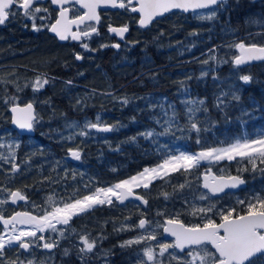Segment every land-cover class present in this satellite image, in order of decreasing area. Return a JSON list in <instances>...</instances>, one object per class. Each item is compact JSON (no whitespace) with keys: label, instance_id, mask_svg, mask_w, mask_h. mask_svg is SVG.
<instances>
[{"label":"trees","instance_id":"trees-1","mask_svg":"<svg viewBox=\"0 0 264 264\" xmlns=\"http://www.w3.org/2000/svg\"><path fill=\"white\" fill-rule=\"evenodd\" d=\"M259 13L264 19V3L259 0H255L253 5L248 0H230L211 19L163 21L149 34L134 39L132 42L136 46L127 55H108L106 58V54L99 52L91 64L76 65V79L74 72L62 65L66 61L62 58L64 52H56L58 50L49 39H30L33 31L26 24L0 26V78L9 72L29 78L36 73L43 74L48 83L45 90L40 92L39 100L45 112L41 117L47 125L37 127L35 137L38 144L41 145L46 139L38 138L40 133H52L54 139L49 141V146L55 158L65 156L67 149L76 144V149L82 153V163H86L95 172L94 175L107 174L110 179H115L132 174L142 166L156 164L161 156L168 154L165 143L169 137L173 139L174 134H167L160 154L155 152L152 143L143 139L134 142L132 138L140 136L142 130L162 133L156 121L163 116L164 110L172 108L170 111L180 116L188 100L203 101L198 121L201 130L197 133L191 128L190 135L181 141L190 137L187 144L182 145L188 152L195 150L198 139L201 144L222 146L264 128V62L236 65L232 57L221 63L216 61L227 49L232 50L231 46L236 43L264 46V39H260L264 36L253 34L264 32V24L260 27L251 25L252 18L259 19ZM112 22L116 23L117 20ZM120 58H124L125 65L116 67L122 61ZM243 76H249L247 83L243 81ZM14 88H4L0 83V97L8 96L7 92L14 91ZM27 94L28 90L25 89V98H28ZM37 107L39 109V105ZM3 112L7 118V109ZM83 119L111 125L112 135L106 137L110 139V148L97 144L94 148L83 149L88 142L70 143L60 139L61 136H69V128L66 127L69 122ZM262 167L252 174L255 176L252 179L255 185L259 181L264 187ZM86 173L89 175L90 170H86ZM51 175L46 172L35 178L47 179ZM245 180L248 185L241 190L242 193L248 188L257 190L258 185L249 181V175ZM81 184V180L76 179V188ZM66 185H73V181H67ZM175 185L176 182L166 183L164 189L168 191ZM34 196L30 195L31 199ZM162 204V199L152 194L147 211L170 212V207ZM109 213L104 208L96 209L92 214L100 217ZM118 217L121 219L122 213L112 211L110 221L115 224L120 221ZM105 225L103 242L96 251L110 250L112 261L116 264L124 255L121 242L124 234L114 237L116 233L107 219ZM17 250L14 258L19 256ZM78 254L72 249H60L47 256L52 258L53 264H92L89 259L94 252L83 255L85 263L80 257L77 258ZM11 259L12 255L7 250L0 258V264H12Z\"/></svg>","mask_w":264,"mask_h":264},{"label":"rangeland","instance_id":"rangeland-1","mask_svg":"<svg viewBox=\"0 0 264 264\" xmlns=\"http://www.w3.org/2000/svg\"><path fill=\"white\" fill-rule=\"evenodd\" d=\"M221 5L222 9H224L226 3ZM35 7H40L42 9L40 12H37L42 13V17L38 20L40 23L39 26H37V24L33 22V26L35 25L36 28L35 31L39 32L40 30H42L45 23H47V19L49 18V10L42 4L35 5ZM43 9H47V11H44ZM219 10L220 8L215 9L216 16L218 15L217 13L219 12ZM211 11L212 9L208 10L206 13L202 12L199 15L197 14L189 21H191L192 19H209L202 17L210 14ZM76 12H78L77 6ZM215 15L212 16V18L215 17ZM31 18L35 20L34 12L32 16L26 17V19ZM113 18H119V16L113 15L110 18L107 17L102 19L100 24L102 28L100 27V29H103L102 31H104V28H108L107 19ZM175 19L177 18H172L173 21ZM20 24L21 23L18 22V20L13 19V23L10 25V27ZM252 24L254 26L256 25L255 27H260L262 24H264V19H262L260 13L259 19L252 18L251 25ZM152 30H154V28H152L151 31ZM263 33L264 32L258 31L254 34H257L255 36H264ZM99 40L101 39L99 38ZM236 44L231 46L232 50L230 48L227 49L225 53L227 51L228 52L226 54H222L223 56L216 61L221 63L227 60L229 57H232L233 59H235V57H238V48L235 47ZM125 45L128 47V50H121L120 53L115 56L120 57L122 55L121 57H123L124 55H127L131 50H133L136 46V44L132 42H130L129 45ZM251 45L260 46L259 44L255 43H252ZM80 50L84 52L88 51V49L86 50L82 46ZM95 51L97 53L105 52L103 51L102 47L100 48V46H97ZM103 54L105 55V53ZM120 60L122 61L117 64L116 67L125 65L124 58H120ZM97 67L99 68V66ZM25 69L29 70L27 68ZM38 77L41 79V81H43L45 78V76L40 73H36L33 78H29L17 74V72L5 73V75L0 78L2 87H16L14 88V91L7 92L8 96L6 95L5 97H0V145H3L2 147H0V200L7 201L6 203L0 205V211L4 210L9 202V197L6 195L5 190H8V194L13 191H20L22 194L26 195L29 198V204L32 207L33 211H38L41 216L45 215L46 212H51L56 206L62 207L65 203H73L76 200H82L85 196H96L98 199H103L105 201L104 203H101L100 206L97 205L98 203H96L91 207H88L85 211L78 212V214L73 215L67 225L56 224L57 231H52L50 228H48V231L45 230L46 233L44 234V237L46 239V242L54 243L55 245H58L59 248L60 246H62V248L65 250L72 249L76 251V253H79L77 255V258L80 257L81 259L82 257H84L83 255L94 252V256L90 257L91 260L89 259L92 264H110L109 262H113V256H110V253H112L110 250H108L107 252L96 251V249L103 242L102 240L105 236L103 231L105 229V222L107 219V223L111 224V226L113 227L112 230L116 233L114 237L118 238L120 237V235L124 234V239L121 240V242H123L122 249H124V255L120 260V262L122 260L123 262L119 264H178V261L176 259H173L170 254H175L176 256H184L188 251L184 252L183 254H179L175 250V248H169L163 256L159 255L160 244L173 243L172 240H165L162 237V225L164 224L166 218L177 217V215L179 214L178 218L181 220V222L183 221L182 218L185 219V223L183 222L185 225H195L198 223H202L201 216L203 214L197 213L193 215V207L195 206L197 208H207L210 205H215L213 212L208 213V215L211 216L216 222H220L219 213L221 210L227 211L228 209H236L239 214H243L247 212L248 203L255 204L258 198L264 199V187L258 181L259 179H257L258 182H256V185H258L257 190L248 188L245 193H242V191H239L237 193H228L220 198L210 197L204 190H202L200 185V177L201 175L205 174L206 170L208 169H211V173L221 176H239L245 178L246 175H249V181H251L253 185H255V180L252 179V177L255 178V176H253L252 174L259 170L261 166H264V162L261 161V158L257 153H253L255 160H252L247 156L241 157L239 155H236L231 160L227 158L219 161L203 160L200 162L199 168L192 169L189 172H185L183 168L179 170H173L174 165L169 164L165 170L159 171L158 174H147L150 179V183L147 188L143 187L142 182L140 183L139 187H132L133 192L138 191V193L145 197L146 200H149V198L152 197V194L154 197L162 199V205L165 207L169 206L170 212H162V210L155 211L154 209H151V211H147L148 208L142 210V207L140 205H135L133 203L123 207H119L116 203V196L106 197L103 192H98V189L112 188L122 181L130 180L134 176H139L144 172L145 168H157L166 159H170L173 156H178L180 155V153L196 155L201 151H205L210 148L227 147L230 144L235 143L237 140L243 141L244 139H247L249 141H252L256 139H264V128L257 130L252 134H248L245 137L236 138L230 143L222 146H208L207 144H201V142H199L196 143L195 150L188 152L182 147L187 144V141H189L190 137L188 138V140H184V142L181 141H183V139H185L187 135H190L191 122H196L197 127L198 125H201L198 124V121L200 120V110L191 113L189 112V109H200L201 104H184L183 114L180 116H178L174 111H170L172 110V108L170 110L166 109L163 112V116L156 121L159 128L162 129V133H160L158 130H155L151 131L153 135L147 136L146 133L150 131L143 132L142 130L140 136H133L132 140L134 142H137V140L139 141L143 139L147 143H152L154 145L155 152H157V154H160L159 151L163 149L165 139L168 136L174 134L175 137H173V139L169 137V139L166 140L167 142L165 143L166 153L168 154L161 156V159L156 164L149 165L147 167L142 166L140 169L135 170L134 173L112 179L111 182L95 181L94 179H110V176H107V174L102 176L100 173L98 174V176L94 175L95 172L89 166H87L86 163H84L85 166L82 163V153H80L81 157L79 158V162L76 165L68 164V161L66 162L64 160V156L61 158H55V155L51 152V147L49 146V141L54 139L52 133H40L41 135L38 138H46L44 142L41 140L42 146H40V144H38L35 139L30 141L29 143L24 140V144L21 147L19 144V140H10L9 136H12L13 134L10 130L5 129L4 123L6 122L7 118H5L3 111L6 107L12 104H24L28 102L34 104L37 108V118L34 122L35 131L37 130V127H42L43 124H45V126L47 125V122L41 117V114L45 112L43 105L41 106L40 104L42 103V101L39 100V94L42 89L43 91L45 90L46 86L44 85L38 91H34L32 86ZM25 89L28 90V98H25ZM221 95H226L227 97H229L226 93H221ZM37 105H39V109ZM90 124L97 123L92 122V120L88 121V119L69 122L66 126L67 128H69V136H61L60 139L67 140L70 143H73V141H82L86 143L90 142L102 145L108 144L104 139H100L99 137L95 136V133H93L92 130L93 128L88 127V125ZM253 147L257 146L253 145ZM71 149L72 148H68L67 153ZM19 150L22 154L21 159H18V157L20 156V154H18ZM13 165L16 166V171H13ZM88 169L90 170L89 175L86 173V170L88 171ZM46 172L52 174L50 178H35V176H42L46 174ZM8 179H10L9 182ZM76 179H80L82 182V184L77 188ZM67 181H73V185H66ZM170 182H176V185L166 191V189H164V185ZM153 183H155V185L151 186ZM181 185H183V187H181ZM116 191L118 192V189H116ZM32 194H35L33 199H31L30 197V195ZM201 194H206L209 198L206 200H201ZM49 197H51V200H49ZM109 200L111 201V203L108 202ZM241 201H244L245 203H240ZM97 208H101L98 210H102L105 208L109 210L110 213L109 215H100V217L95 216V214L92 213ZM112 211L118 214L122 213V218L120 219L118 217L120 221H117V223L115 224L110 221ZM143 218L146 219V224L143 229H140L139 222ZM53 223H55V221H53ZM30 228L31 225L23 226L21 228H17V232H19L20 230L27 231ZM44 232H37V237L42 236ZM10 234L11 229L7 230V233L5 232V230L0 231V235L5 236V240H7L8 235ZM76 234H79V237L77 239L75 236ZM151 234H155L156 239H148V236ZM82 238H86L88 242H94L95 246L91 252L85 251L82 253L80 251V249L84 247ZM28 239L31 241V247H33V249L25 251L26 253L20 251L19 249V256L16 258L13 257L14 252L12 250L13 248H16V245L18 244L13 243L12 245L6 246L5 251L8 250L12 255V264H14L15 261L16 264H29V261H31L32 264H37L39 261H42L41 264H53L52 258L41 251V247L37 243L39 242V240L35 238ZM129 241L138 242L127 243ZM148 248H151L153 251V261H148L147 257L144 255L145 250ZM207 248L214 253L209 245L207 246ZM82 260L85 263V259ZM253 260L255 261V264H264V256L256 257Z\"/></svg>","mask_w":264,"mask_h":264},{"label":"snow or ice","instance_id":"snow-or-ice-1","mask_svg":"<svg viewBox=\"0 0 264 264\" xmlns=\"http://www.w3.org/2000/svg\"><path fill=\"white\" fill-rule=\"evenodd\" d=\"M39 0H0V24H3L9 17L15 13H10V8L14 5L23 10L25 16H32L33 12H40V7L33 8L34 3H38ZM73 0H51V3L60 7L59 18L54 24H52L49 30L60 39L66 40L69 37L72 40H81L82 37H90L93 33H97V28L86 22L96 21L99 22V15L97 14V8L104 7H119L126 8L131 12H138L140 14L139 24L141 27H146L156 16H161L165 12L172 9H181L185 12L190 9H209L212 11L205 17L212 18L215 15V8L212 6L218 3H225L226 0H74L76 4H79L80 8L86 11L83 14H78L74 18H70L69 12L72 10L64 5L71 4ZM47 11V9H43ZM199 15V14H198ZM73 25L76 26V31H72ZM81 25H84L81 28ZM35 27V25H34ZM128 31L127 26L122 28H113L109 26V32H115L121 37ZM98 34V33H97ZM86 50L88 44L83 43L81 45ZM118 48V44L112 45ZM240 50L241 55L235 57L234 63L240 65L246 62V60H264V47H246L244 43H238L235 45ZM76 59H81L80 55L76 56ZM244 82L249 81V76L242 77ZM48 83L47 79L41 81L38 77L35 83L32 85L34 91H38L45 84ZM238 99V97H236ZM7 102V101H6ZM188 104L200 103L203 101H187ZM32 104L29 103L25 108H19L13 106L11 112L13 113V124L20 129L31 130L33 127V121L35 117L32 113ZM200 109L190 108L189 112L194 113ZM206 111V109H204ZM90 128H96L98 131H110V128H101L97 124L88 125ZM191 128L199 132L196 122H191ZM83 134V133H82ZM147 136L153 135V133H146ZM199 139L197 143H199ZM256 145L257 147H253ZM3 145H0L2 147ZM253 153H257L264 162V139H256L249 141L244 139L243 141L237 140L235 143L230 144L227 147L210 148L205 151H201L196 155L180 153L178 156H173L170 159H166L157 168L148 169L145 168L144 172L139 176H134L130 180L122 181L116 184L112 188L98 189V192H103L106 197L116 196L117 199L123 202L125 198L121 193H118L116 189H127V195H132V187H139L140 183H143V187L147 188L150 183V179L147 174H158L159 171L165 170L169 164L174 165L173 170H179L183 168L185 172H189L192 169L199 168L200 162L203 160L219 161L222 159H233L236 155L241 157H250L255 160ZM71 155L79 159L80 154L77 151H73ZM16 166L13 165V171H16ZM203 187L212 194L223 191L225 187H236L239 184L244 183L242 179L236 176H229L227 180L223 177L217 178L212 175L211 169L206 170L203 177ZM183 187V185H181ZM11 203L15 204L19 200H26V197L20 191H13L10 193ZM136 199H142L140 196H136ZM209 197L206 194H201L200 199L206 200ZM51 200V197H49ZM5 200H0V205L6 203ZM103 199H98L96 196H85L82 200H76L73 203H65L62 207L56 206L51 212H46L45 215L37 217L36 215L29 214L28 212H17L10 218H4L0 214V223L4 225L5 232L9 226H11V234L8 235L5 240L4 235H0V258L3 257L6 246L13 243L18 244L20 249L29 251L31 241L28 238H35L38 240H45L44 236L37 237V232H44L46 228H50L52 231H57L56 224L67 225L73 215L78 212L85 211L88 207H91L96 203H104ZM111 203V201H108ZM147 203V201H142ZM240 203H245L241 201ZM215 205L209 207H193L192 214H203L201 216L202 223L195 225H185L177 217L166 218L162 225L164 233L174 237L173 243H162L159 245V255L163 256L169 248L178 249L181 253H184L185 249L188 252L184 256H176L170 254L173 259L178 261V264H255L253 257L264 256V199H257L255 204L248 203L247 212L245 214H239L236 209H228L227 211L221 210L219 213L220 222H216L208 213H212ZM55 221V223H53ZM146 221L140 220L139 226L144 228ZM31 225V228L27 231L20 230L17 232L16 225ZM148 239H156L155 234L148 236ZM138 241H129L127 243H135ZM84 247L80 249L83 253L85 251L91 252L95 246L94 242H88L86 238H82ZM207 245H211V248L215 249V252H211ZM56 245L54 243L45 242L43 247L51 250ZM67 254V253H66ZM144 255L148 261L154 260V254L151 248L145 250ZM29 264H32L29 261Z\"/></svg>","mask_w":264,"mask_h":264},{"label":"flooded vegetation","instance_id":"flooded-vegetation-1","mask_svg":"<svg viewBox=\"0 0 264 264\" xmlns=\"http://www.w3.org/2000/svg\"><path fill=\"white\" fill-rule=\"evenodd\" d=\"M248 1L250 3H252V5L255 2V0H248ZM260 1L264 3V0H260ZM125 3H126V0H125ZM41 4L45 8H47L49 10V18L47 19V23H45V25L43 24L44 27L39 32L35 31L36 28L33 26V24L36 23L37 26H39L40 23H39L38 20H39V18L42 17V13L34 12L35 20H33L32 18L31 19H26L27 16H25L18 7H15V8H13L10 11V13H15V14L11 15V20L9 21V23L7 25L10 26L13 23V19H15V20H18V22L22 23L23 25L26 24L27 28H29V29H31L33 31V32L30 33V39L39 40V41L40 40H44V39H49L54 44L56 50H58L56 52H59V53L64 52V57H62V58L66 59V61L64 60L62 62V65L64 66L65 69L72 70L74 72V78L75 79H76V65H85V66H87V65L91 64L94 61L95 56L98 54L95 51L97 46L98 47L100 46V48L101 47L103 48V51H105L103 53L106 54V58H107L108 55L115 56L118 53H120L121 50H124V49L128 50V47L125 44L129 45V43L132 42L134 39H138V38H141L142 36L146 35L152 28L155 29V27L158 26L163 21L172 20V18L176 17L177 19L181 20V22H182V21H185L186 18L191 19L192 17H194L197 14H201L202 12L206 13L208 11V10H200V11H196V12H190V13H187V14H183L181 12H174V13H172V14H170V15L162 18V19H159L156 22L148 25L146 29H142L139 26L138 22H139L140 17L138 16V14L136 12L135 13L131 12L130 10H127L126 8H124L122 10H119V11H109V12H107L105 14V15H107L106 17L110 18L113 15L114 16L117 15V16H119V18H118L119 21L117 22L116 25L117 26H122V27L127 26L128 31L126 32L127 34H126V37L124 38V40L118 42L108 32V28H104V31H102L103 29L101 30L100 29L101 26L99 25V27L97 28L98 29L97 30L98 34L95 33V34H92L90 37L82 38L79 43H76V42L72 41L70 37L68 38V40L66 42L62 43L55 36L51 35L48 32V27L56 19L57 10L52 8V6H51L49 1L35 3L33 5V8L35 7V5H41ZM69 8L72 9L70 11V18H74L78 14H83V11L80 10L79 8H78V12H76V5H71ZM217 8L221 9L222 5H219V6L215 7V9H217ZM109 26H111V24H109L108 27ZM83 27L84 26H82L81 28H83ZM73 31H76V29L73 30ZM103 33H107V34H103ZM95 38H97V39H95ZM99 38L101 40H99ZM116 42H118V45H119L118 48L112 46ZM83 43H87L88 44V51L87 52H84V51L80 50L81 45ZM132 43H135V42H132ZM77 55H80L81 59L77 60L76 59ZM9 108H10L9 106L5 108V109H7L8 114H7V119H6V122L4 123V126H5V129L10 130L12 132V134H13L12 136H9L10 140H16V139L19 140L20 147L24 144V140H26L28 143L30 141H32L33 139L36 140V137H34V138L33 137L24 138V137L20 136L17 132H15V131H13L11 129L10 123H9V120H10ZM95 136L99 137L100 139H104L105 141H107L108 144L105 145L106 147H109V148L111 147L110 139L106 138V136L101 135V134H95ZM95 145H97V144L88 142V144L85 145L83 147V149L94 148ZM99 145L101 146L102 144H99ZM40 146H42V145H40ZM74 150L75 151L76 150L79 151V154L81 152L80 149H76V144L74 145ZM18 154H20V156H21V157L19 156L18 159H21L22 158V154L20 153V150H19ZM9 180L10 179H8V182H9ZM94 180L95 181H100V182H102V181L103 182H107V181L111 182L112 179H94ZM7 191L8 190H5L6 195L9 197V202H8L6 208L4 210L0 211V214H2L4 218L10 217L12 214L17 212L18 210L19 211H25V212H31V213H35V214L39 215L38 211L37 212L33 211L32 207L29 204V202H30L29 198L26 195L23 194L26 197V200H19V201H17V203L13 204V203H11V200H10V196H9L10 194H8ZM97 205L100 206L101 203H98ZM99 209H101V208H99ZM0 231H2L1 228H0ZM45 233H46V231L43 233L42 236H44ZM75 236H76V239H77L79 237V234H76ZM45 241H46V239H45ZM60 249H61V246L59 248V246L56 245L55 249L52 252H57ZM121 262H123V260ZM121 262H118L116 264H119ZM109 263L113 264V262H109Z\"/></svg>","mask_w":264,"mask_h":264},{"label":"water","instance_id":"water-1","mask_svg":"<svg viewBox=\"0 0 264 264\" xmlns=\"http://www.w3.org/2000/svg\"><path fill=\"white\" fill-rule=\"evenodd\" d=\"M40 1V0H39ZM42 1H50V3H51V0H42ZM226 1H228V0H226ZM75 2H74V0H73V2L71 3V4H74ZM133 3H135V0H133ZM71 4H68V5H71ZM218 4H220V3H218ZM217 4V5H218ZM51 5H52V7L53 8H56L58 11H60V7L59 6H57V5H54V4H52L51 3ZM68 5H64V7H66V6H68ZM217 5H215V6H217ZM15 6V5H14ZM77 6L80 8V6H79V4H77ZM215 6H212V7H215ZM11 9V8H10ZM84 12L86 11L85 9H83V8H81ZM122 8H119V7H116V8H113V7H110V6H108V7H104V6H101V7H99V8H97V14L99 15V17H100V11H111V10H121ZM197 10H203V9H195V10H192V9H190L189 11H187V12H185V11H183V10H181V9H172V10H170V11H168V12H165L163 15H161V16H156L148 25H150L152 22H154L155 20H158V19H161V18H163L164 16H166V15H168V14H170V13H172V12H175V11H179V12H182V13H185V14H187V13H189V12H192V11H197ZM23 11V10H22ZM137 14H138V16L140 17V14L138 13V12H136ZM59 18V12H58V14H57V18H56V20ZM8 20V19H7ZM6 20V21H7ZM56 20L52 23V24H54L55 22H56ZM5 21V22H6ZM4 22V23H5ZM3 23V24H4ZM86 23H93L95 26H98L99 25V23H100V19H99V22L97 23L96 21H88V22H86ZM51 24V25H52ZM138 24H139V22H138ZM147 25V26H148ZM81 26H83V25H81ZM139 26H140V24H139ZM147 26L146 27H141L142 29H146L147 28ZM113 28H122V27H118V26H112ZM50 28V27H49ZM73 29H76V26L75 25H73V27H72V30ZM77 30V29H76ZM48 32L51 34V35H53V36H55L60 42H66L68 39H66V40H60L56 35H55V33H53V32H51L49 29H48ZM94 34V33H93ZM110 34L111 35H113V36H115V37H117L119 40H122L125 36H126V32L123 34V36L121 37L120 35H117L115 32H110ZM83 38V37H82ZM72 40V39H71ZM72 41H74V42H76V43H79L81 40H79V41H77V40H72ZM251 46H253V45H249V46H246V47H251ZM254 46H256V45H254ZM256 47H264V46H256ZM241 55V53H240V50H238V56H240ZM262 62H264V60H258V59H254V60H246V62L245 63H243V64H240V65H252V64H257V63H262ZM28 104H26V105H24V106H20V105H17V107H19V108H25L26 106H27ZM33 106V105H32ZM13 107V106H12ZM12 107H10V109H9V111H10V114H11V120H10V124H11V127L15 130V131H17V132H19L20 134H22V135H24V136H31V135H33L34 134V131L31 129V130H28V129H20V128H18L15 124H13V122H12V120H13V113L11 112V108ZM35 107L33 106L32 107V113H33V116L35 117ZM35 120V119H34ZM99 127H101V128H104V127H107V128H110L111 129V126H109V125H103V126H101V125H98ZM93 130L96 132V133H110V131H98L96 128H93ZM66 160L68 161V162H70V163H72V164H74V163H77L78 162V159H76V158H74L72 155H71V153H70V155L66 158ZM204 175L205 174H203V175H201V187H202V189L204 190V191H207L212 197H220V196H222V195H224L225 193H227V192H236L237 190H239V189H242V188H244V186L246 185L245 184V181L242 179V178H240V179H242L243 181H244V183H242V184H239V185H237L236 187H225L224 189H223V191H220V192H217L216 194H212L211 192H209L207 189H205L204 187H203V183H204V179H203V177H204ZM212 175H214V174H212ZM215 176V175H214ZM217 177V176H216ZM220 177H223V176H218L217 178H220ZM225 180H227V177H223ZM118 191H119V193H121L125 198L123 199V202H121V200H119V199H117V203H118V205L119 206H124L126 203H128V202H134V203H136V204H139V205H141V207L142 208H147V203H144V202H142V201H146L142 196H140V195H138V194H136V193H134V192H132V195H127V189L125 188V189H118ZM140 196L142 199H140V200H138V199H136L135 197L136 196ZM15 215V214H14ZM13 216V215H12ZM11 216V217H12ZM142 220V219H141ZM143 220H145V219H143ZM146 221V220H145ZM1 225H2V227H4V225L2 224V223H0ZM146 224V223H145ZM16 226H21V225H16ZM9 227H11V226H9ZM139 228L140 229H143V228H141L140 226H139ZM162 237H163V239H165V240H173L174 241V237H172L171 235H168V234H166V233H164V231H163V229H162ZM211 246V245H210ZM54 248V247H53ZM52 248V249H53ZM43 249L44 250H46V251H51V250H48V249H45L44 247H43ZM213 249V248H212ZM188 249H185L184 250V252H186ZM214 251H215V249H213ZM23 251H25V250H23ZM176 251L179 253V254H183V253H181L178 249H176ZM258 256H260V254H258ZM257 256V257H258ZM253 258H255V257H253Z\"/></svg>","mask_w":264,"mask_h":264},{"label":"bare ground","instance_id":"bare-ground-1","mask_svg":"<svg viewBox=\"0 0 264 264\" xmlns=\"http://www.w3.org/2000/svg\"><path fill=\"white\" fill-rule=\"evenodd\" d=\"M256 33V32H255ZM254 34V33H253ZM59 72V71H58ZM63 75V74H62ZM50 78H53V77H50ZM54 79V78H53ZM135 81V80H134ZM104 85V84H103ZM30 102H28V103H24V104H19V105H26V104H29ZM17 104V103H16ZM32 104V103H31ZM12 105H14V104H12ZM12 105H10V106H12ZM35 108H36V106L34 105V104H32ZM9 106V107H10ZM37 109V108H36ZM93 130V129H92ZM93 133H95V134H101V135H104V136H106V137H109V136H111L112 135V129L110 130V133H96L94 130H93ZM73 151H75L74 150V147L70 150V151H68V153H67V155H65L63 158H64V160L67 162V160H66V158L70 155V153H72ZM77 151V150H76ZM78 152V151H77ZM68 164H71V163H69V162H67ZM72 165V164H71Z\"/></svg>","mask_w":264,"mask_h":264}]
</instances>
